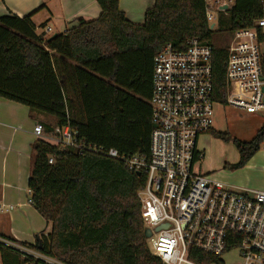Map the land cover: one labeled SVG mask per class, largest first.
Masks as SVG:
<instances>
[{"label":"trees","instance_id":"obj_1","mask_svg":"<svg viewBox=\"0 0 264 264\" xmlns=\"http://www.w3.org/2000/svg\"><path fill=\"white\" fill-rule=\"evenodd\" d=\"M101 15L80 20L56 38L36 34L32 16L0 18V98L54 119L44 136L69 126L87 146L121 156L148 157L153 132V66L166 45L184 50L200 39L213 49L214 100L226 106L228 46L240 29L256 27L264 0H236L218 15L215 30L204 0H154L143 25L129 22L119 0H97ZM259 40L262 29L257 28ZM264 70V57L262 58ZM212 132V131H211ZM214 134L229 141L226 134ZM233 143L241 169L261 150L264 125L251 142ZM197 154L195 160H198ZM53 159L54 163L49 164ZM145 174L94 152L61 148L44 138L32 147L28 180L35 211L51 225L36 245L23 243L56 264H163L149 249L139 193ZM0 264H35L0 246ZM198 264H224L200 251Z\"/></svg>","mask_w":264,"mask_h":264},{"label":"built area","instance_id":"obj_2","mask_svg":"<svg viewBox=\"0 0 264 264\" xmlns=\"http://www.w3.org/2000/svg\"><path fill=\"white\" fill-rule=\"evenodd\" d=\"M204 1L207 22L215 30L218 15L231 9L236 0ZM255 25L233 34L225 69V107L247 115L264 112L263 56L257 30L263 31L264 16ZM212 63V47L196 38L187 41L184 50L168 44L156 56L148 157L121 156L113 149L105 152L87 146L69 126L55 129L56 144L102 154L122 161L130 172L145 174L139 193L142 219L151 231L147 239L151 253L163 264H198L190 257L192 251L221 259L234 249L240 251L242 264H264V191L230 188L196 170L199 137L213 129L215 110L223 106L214 100ZM33 134L44 138L42 125H35ZM53 163L50 159L49 164ZM28 205L32 206L30 199ZM19 207L1 204L0 213L9 214ZM159 227L163 228L156 232ZM0 246L22 258L56 264L17 239L0 236Z\"/></svg>","mask_w":264,"mask_h":264},{"label":"crops","instance_id":"obj_3","mask_svg":"<svg viewBox=\"0 0 264 264\" xmlns=\"http://www.w3.org/2000/svg\"><path fill=\"white\" fill-rule=\"evenodd\" d=\"M153 5L154 0H119L120 10L126 15L127 20L135 25L144 24L145 13L148 9L153 7ZM8 14L17 16L21 19L32 16L31 21L36 27V34L38 36H43L38 33V28L36 26L41 25L46 27V31L49 33L48 37L52 38L55 35L64 34L67 30L77 27L80 20L91 21L98 19L101 15V9L97 4V0H0V18ZM48 29H50V31H48ZM262 32L263 40L261 42V54L264 57V29ZM2 102L4 101L0 98V104ZM5 102L10 101L5 100ZM10 103L26 108L25 106L13 102ZM220 107L225 108V106ZM26 111L28 112V119L31 121L30 126L33 128L35 125H41L42 123L54 124V119L51 117L32 113L28 108H26ZM257 114L249 115V117L252 119L258 118V120H260L257 123L259 130L264 125V115L256 117L255 115ZM215 123L214 121V125ZM0 126L3 127L4 125L0 123ZM19 129H22V127L18 126V128H13V133L9 139H7L6 133H0V205L6 204L15 207L21 205V207L17 208L12 213L6 214L7 220L11 224H14L16 215H21L26 221H30V229L28 232H21L14 226L8 229L0 227V236L8 239H17L29 245H36L37 235L49 233L50 230L48 231V228L50 224H47L39 215L36 216L37 212L35 209L32 206L31 208L28 207L29 205L23 200V194L27 193V191L25 192V188L28 187L30 176L32 147L35 141H37V138L34 136L32 129V132L26 133V136L17 139L15 135L18 134L17 132ZM211 131L209 133H218L215 131V126H213ZM44 139L56 144V137L44 136ZM197 149L200 154L199 159L196 160V170L198 172V165L204 154L200 151L198 144ZM262 152L264 155V150ZM254 157L243 168L249 167ZM26 168H28V172H26ZM203 175L212 176L210 172H204ZM220 182L230 188L264 191V182L254 185L253 188L242 187L238 180L233 179L227 182Z\"/></svg>","mask_w":264,"mask_h":264},{"label":"rangeland","instance_id":"obj_4","mask_svg":"<svg viewBox=\"0 0 264 264\" xmlns=\"http://www.w3.org/2000/svg\"><path fill=\"white\" fill-rule=\"evenodd\" d=\"M38 33L45 38H49L46 27L36 25ZM2 101V100H1ZM0 104V133H6L7 139L13 133V128L21 126L15 135L17 139L26 136V133L32 132L33 127L30 126V119H28V112L26 108L17 106L10 102L3 100ZM8 103V104H5ZM20 107V108H19ZM264 113L255 115L256 117L263 116ZM258 118L252 119L244 112L235 110L230 107H217L215 119V131L220 134H226L229 141L218 138L214 134H204L199 138L198 147L203 152V158L199 162L198 172H210V174L219 181L227 182L238 180L242 187L253 188L254 185L264 182V155L263 147L261 151L250 162V166L240 170H234L231 167L239 162V154L233 143L234 139L241 142H251L255 133L258 130ZM28 172V168H26ZM25 178V177H24ZM28 187L25 188V192ZM25 195V196H24ZM30 196L23 194V200L28 205ZM28 207L31 208L29 205ZM16 215V214H15ZM39 214L37 213L36 216ZM40 216V215H39ZM41 217V216H40ZM14 226L18 231L28 232L30 229V221H26L21 215H16L14 224H11L6 217V213H0V227L8 229ZM51 231V225L48 231ZM50 233V232H49ZM46 233L45 235L49 234ZM148 243V242H147ZM150 249V248H149ZM224 264H242L243 260L238 249L231 250L224 254L221 258Z\"/></svg>","mask_w":264,"mask_h":264},{"label":"water","instance_id":"obj_5","mask_svg":"<svg viewBox=\"0 0 264 264\" xmlns=\"http://www.w3.org/2000/svg\"><path fill=\"white\" fill-rule=\"evenodd\" d=\"M226 10V8H224ZM57 36L55 35L54 37H52L50 40L56 38ZM163 227H159L158 229H156V232L160 231ZM151 237V231L146 229L145 230V238L146 239H149ZM37 242H39V238H37ZM35 264H43V263H40L38 261L35 262Z\"/></svg>","mask_w":264,"mask_h":264}]
</instances>
